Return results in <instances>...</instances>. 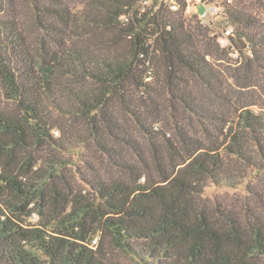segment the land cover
<instances>
[{
    "label": "trees",
    "instance_id": "trees-1",
    "mask_svg": "<svg viewBox=\"0 0 264 264\" xmlns=\"http://www.w3.org/2000/svg\"><path fill=\"white\" fill-rule=\"evenodd\" d=\"M149 6L0 0V264H124L118 247L264 264V0L225 1L229 35ZM57 149L87 170L71 178ZM210 182L247 195L206 198Z\"/></svg>",
    "mask_w": 264,
    "mask_h": 264
},
{
    "label": "rangeland",
    "instance_id": "rangeland-1",
    "mask_svg": "<svg viewBox=\"0 0 264 264\" xmlns=\"http://www.w3.org/2000/svg\"><path fill=\"white\" fill-rule=\"evenodd\" d=\"M173 1H176L178 3V9H182V6L180 5V3L177 0H150V6L148 8V10L152 9V7H155L157 5H159L161 2L164 3V5H169L170 3H172ZM204 0H186V2L188 3V6L185 7L186 9H182L185 17L188 20H191L193 22L195 21H199L200 24L209 27L210 30V35H218L219 32L224 30V27L227 25V22L225 20V18L223 17V13H220L218 15H215L213 17H210L209 15L206 17L201 18L200 16V10H202V2ZM209 2H222L224 0H208ZM233 1V0H232ZM22 3L24 4V0H22ZM82 8V6H79ZM200 9V10H199ZM23 10V8H22ZM139 10V6L138 4H135L132 11H136ZM85 29L83 25L78 22L77 24V28L76 31L78 33V38H85ZM97 32H94V35L92 38H90L89 40H81L82 44H88L89 46H93L95 44H99L102 43L104 41H106V39H108L111 36V31L109 30H96ZM125 42V41H124ZM126 43V42H125ZM124 44V43H123ZM123 44H120V48L123 46ZM224 44H228V42L226 41ZM232 57H236L235 53L231 54ZM149 79H152V74L149 73ZM0 102L2 104V106H11L12 101L9 100L8 98H6L4 96V93L1 89L0 86ZM74 127H83V123L81 120L77 119L74 122ZM55 135L59 136L61 135V132L58 130H55ZM82 152L84 154L87 153L86 149H82ZM57 155H59L60 157L63 158V161L66 164L67 168H64L65 171H67V173L70 175H73V172L75 173V171H79L80 169L83 171H86V165L83 162V158L79 155L80 153H76V152H70V151H62L57 149ZM41 154H38V156H41ZM72 178V177H71ZM82 187L85 189L84 191H87V187L85 185H82ZM204 197L206 198H210V199H232L233 201L239 199V203L241 202L240 199H244V197L247 195V192L245 190L244 187H239V188H230V187H224V186H218L215 185L214 183H209L205 189H204V193H203ZM40 216L38 215V213L33 212L32 216L28 218L29 222L35 223L37 221H39ZM97 240H94V243H96ZM113 253H114V257L116 259H118L120 262L124 263V264H137L136 261H134L127 253H125L122 249L118 248H114L113 249Z\"/></svg>",
    "mask_w": 264,
    "mask_h": 264
},
{
    "label": "built area",
    "instance_id": "built-area-1",
    "mask_svg": "<svg viewBox=\"0 0 264 264\" xmlns=\"http://www.w3.org/2000/svg\"><path fill=\"white\" fill-rule=\"evenodd\" d=\"M225 1L227 2H232V0H224L222 2H209L208 0H204L202 2V10H200V16L201 18L206 17V16H210L213 17L215 15H218L220 13H223L225 10V6L224 3ZM150 4V0H140V7L142 10H145ZM170 8L172 10H177L178 9V3L176 1H173L172 3L169 4ZM124 19H128V17L126 15H124L123 17ZM225 33L226 35L231 34L233 28L227 24L225 27Z\"/></svg>",
    "mask_w": 264,
    "mask_h": 264
}]
</instances>
